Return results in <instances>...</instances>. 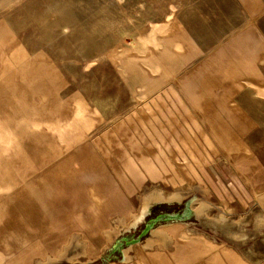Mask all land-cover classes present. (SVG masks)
<instances>
[{"label": "rangeland", "instance_id": "rangeland-1", "mask_svg": "<svg viewBox=\"0 0 264 264\" xmlns=\"http://www.w3.org/2000/svg\"><path fill=\"white\" fill-rule=\"evenodd\" d=\"M263 195L264 0H0V264H264Z\"/></svg>", "mask_w": 264, "mask_h": 264}, {"label": "bare ground", "instance_id": "bare-ground-1", "mask_svg": "<svg viewBox=\"0 0 264 264\" xmlns=\"http://www.w3.org/2000/svg\"><path fill=\"white\" fill-rule=\"evenodd\" d=\"M162 195V194H160ZM264 196V195H263ZM154 197V196H153ZM173 199H179L181 200L182 199V194H174L170 197V200L172 201ZM169 200V199H168ZM262 200V199H261ZM206 206H208V204L206 203H201L200 204V207L197 209V213L198 215L202 216L204 214H207V211L206 210ZM210 207V206H209ZM196 209V208H195ZM207 216V215H206ZM221 221V220H219ZM106 234V233H105ZM111 234V233H110ZM155 234L159 235V237H163L164 239H166L168 236H167V232L166 231H156ZM108 235V234H107ZM109 236V235H108ZM110 237V236H109ZM156 237V236H155ZM169 238V237H168ZM171 238V237H170ZM169 238V239H170ZM111 239V238H110ZM108 239V240H110ZM160 240L159 239H155V240H150V241H147V243L145 244V247H152L154 244L158 243ZM68 253V252H67Z\"/></svg>", "mask_w": 264, "mask_h": 264}, {"label": "crops", "instance_id": "crops-1", "mask_svg": "<svg viewBox=\"0 0 264 264\" xmlns=\"http://www.w3.org/2000/svg\"><path fill=\"white\" fill-rule=\"evenodd\" d=\"M124 153V152H123ZM123 181V180H122ZM93 194H95L94 192H93ZM98 204H100V202H98ZM100 207H101V204H100Z\"/></svg>", "mask_w": 264, "mask_h": 264}]
</instances>
